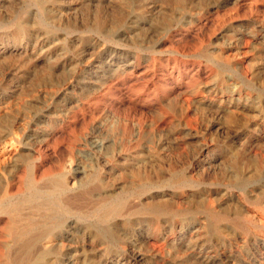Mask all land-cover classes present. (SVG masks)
Returning <instances> with one entry per match:
<instances>
[{"label":"rangeland","instance_id":"1","mask_svg":"<svg viewBox=\"0 0 264 264\" xmlns=\"http://www.w3.org/2000/svg\"><path fill=\"white\" fill-rule=\"evenodd\" d=\"M253 1L0 0V212L60 181L81 207L75 243L37 264H264Z\"/></svg>","mask_w":264,"mask_h":264},{"label":"bare ground","instance_id":"2","mask_svg":"<svg viewBox=\"0 0 264 264\" xmlns=\"http://www.w3.org/2000/svg\"><path fill=\"white\" fill-rule=\"evenodd\" d=\"M210 1V0H209ZM218 1V0H216ZM240 1V0H237ZM253 1V0H252ZM236 2V1H235ZM234 2V3H235ZM258 2V1H257ZM261 2V1H260ZM212 3V2H211ZM237 3V2H236ZM251 3V2H250ZM254 1L252 2V4ZM233 4V3H232ZM238 4V3H237ZM256 4V2H255ZM263 4V3H262ZM214 5V4H213ZM227 5V4H226ZM251 5V4H250ZM228 6V5H227ZM252 6V5H251ZM250 6V7H251ZM202 8V7H201ZM228 8V7H227ZM236 8V7H235ZM226 11V10H225ZM233 11V10H232ZM210 12V11H209ZM229 9H228V14H229ZM232 14V13H231ZM256 14V13H255ZM251 15H252V9H251ZM225 16V15H224ZM255 17V16H254ZM253 17V18H254ZM258 17V16H257ZM255 17V19H258ZM225 19V18H224ZM233 19V18H231ZM227 21V20H223ZM258 21V20H257ZM256 21V23H257ZM248 22V21H247ZM255 22V21H254ZM261 22V20L259 21ZM224 23V22H223ZM261 24V23H259ZM225 25V24H224ZM241 25V24H240ZM252 26V25H251ZM254 26V25H253ZM259 26V25H258ZM22 27V26H21ZM246 27V26H245ZM261 27V26H260ZM263 28V27H262ZM261 28V29H262ZM246 29V28H245ZM244 29V30H245ZM251 29V28H250ZM249 29V30H250ZM255 29V28H254ZM264 29V28H263ZM243 30V31H244ZM258 31V30H257ZM262 31V30H261ZM260 31V32H261ZM247 32V31H246ZM255 32V31H254ZM248 33V32H247ZM247 35V34H246ZM250 35V34H248ZM255 35V34H254ZM263 41V40H262ZM250 42V41H249ZM248 42V43H249ZM231 43V42H230ZM252 43V42H250ZM260 43V42H259ZM263 43V42H262ZM251 45V44H250ZM253 46V44H252ZM254 47V46H253ZM258 47V45H257ZM222 48V47H221ZM220 48V49H221ZM255 48V47H254ZM252 49V48H251ZM250 49V50H251ZM229 50V49H228ZM236 50V49H235ZM264 50V49H263ZM239 51V50H238ZM248 51V49L246 50ZM253 51V50H251ZM216 53V52H215ZM223 53V52H222ZM252 53V52H251ZM254 53V52H253ZM220 54V53H219ZM248 54V53H247ZM255 54V53H254ZM259 54V53H258ZM224 55V54H223ZM257 55V54H256ZM244 56V55H243ZM264 56V55H263ZM219 57V56H218ZM242 57V55H241ZM253 57V56H252ZM195 58V57H194ZM217 58V57H216ZM262 61V60H261ZM13 141V140H12ZM13 143V142H12ZM14 144V143H13ZM15 145V144H14ZM8 149V148H7ZM13 158V156H12ZM10 159V158H9ZM6 164V163H5ZM11 165V164H10ZM9 166V165H8ZM9 168V167H8ZM15 170V169H14ZM33 174V173H32ZM60 177V176H59ZM55 180V179H54ZM29 181V180H28ZM60 180H58L59 182ZM31 181L28 182V184ZM57 182V181H55ZM61 182V181H60ZM55 183V186L51 190H43V189H37L36 187L32 189V192L27 196L26 198L22 199L21 201L17 202L14 204L13 200L16 199V196H18V193H13L10 190L6 192L7 194V199L10 198V201L6 203V207L0 212L2 213L3 216L4 214L7 217V221H3L0 219V222L3 221L5 222L4 229L6 230V241L4 243H0V256L4 257L6 259V263L4 264H37V262L41 260H45V258L48 255L53 254L55 250H57L60 246L65 247V246H71L74 244V234L78 233L77 229V221L76 217L78 214V210L81 208L77 203L78 198L75 196H70L69 193L70 191L74 190L73 187L69 185V183L61 184V183ZM34 183V182H33ZM32 183V184H33ZM27 184V185H28ZM54 184V182H53ZM18 185V184H17ZM35 185V184H34ZM33 185V186H34ZM51 185V183H50ZM85 185V184H84ZM29 186V185H28ZM39 186V185H38ZM83 186V185H82ZM24 187V186H23ZM26 187V186H25ZM81 187V185H80ZM84 187V186H83ZM27 189V188H26ZM31 189V188H30ZM29 189V190H30ZM82 189V188H81ZM7 190V189H6ZM85 190V189H84ZM89 190V189H88ZM82 191V190H81ZM91 191V190H90ZM24 192V191H23ZM27 192V191H26ZM74 192V191H73ZM72 192V193H73ZM78 193L80 191H77ZM86 193V192H84ZM83 193V194H84ZM92 193V192H91ZM23 194V193H22ZM75 194V193H74ZM80 194V193H79ZM78 194V197H79ZM82 194V195H83ZM20 195V193H19ZM81 195V194H80ZM91 195V194H90ZM89 197L91 198V196ZM103 195V194H102ZM77 196V195H76ZM86 196V194L84 195ZM20 197V196H19ZM18 197V198H19ZM22 197V196H21ZM87 197V196H86ZM4 198V197H3ZM58 198V200L56 199ZM80 200L82 199L81 196L79 197ZM84 198V197H83ZM41 200L40 203H36V207L38 210L42 212V218L44 219L43 224L39 223L37 219L33 217V209L32 212L28 211L30 208H28L31 203L34 201ZM92 200V199H91ZM104 200V199H103ZM3 201V200H1ZM84 200H82L83 202ZM107 201V200H106ZM105 201V202H106ZM5 202V199H4ZM87 202V201H86ZM94 202V201H91ZM90 202V204H91ZM3 203V202H2ZM35 203V202H34ZM33 203V204H34ZM84 203V202H83ZM103 203V202H101ZM120 203V202H119ZM118 203V204H119ZM82 204V203H81ZM88 204V203H87ZM117 204V203H116ZM121 204V203H120ZM86 205V204H85ZM93 205V204H92ZM124 205V204H123ZM82 206V205H81ZM88 206V205H87ZM97 206V205H96ZM116 206V205H115ZM31 207V206H30ZM90 207V206H89ZM98 207V206H97ZM102 207V205H101ZM112 207V206H111ZM33 208V207H32ZM31 208V209H32ZM88 208V207H87ZM99 208V207H98ZM110 209V207H107ZM114 208V206H113ZM120 208V207H119ZM93 209V208H92ZM90 209V210H92ZM96 209V208H95ZM118 212L117 207L115 208ZM124 209V208H123ZM123 209L121 211H123ZM83 210V209H82ZM85 210V209H84ZM89 210V208H88ZM112 210V209H111ZM214 210V209H213ZM37 211V209H36ZM39 211V212H40ZM81 211V210H80ZM86 211V210H85ZM94 211V210H93ZM97 211V210H96ZM127 211V210H126ZM133 211V210H132ZM40 212V213H41ZM56 212H61L63 215H67V220L64 222L62 221L63 224H56L53 220L54 215ZM105 212V211H104ZM107 212V211H106ZM212 212V211H211ZM36 213V212H35ZM82 213V212H81ZM86 213V212H85ZM90 213V212H89ZM124 213V212H123ZM129 211L127 212V214ZM69 214V216H68ZM84 214V212H83ZM106 214V213H104ZM113 214V212H112ZM111 214V215H112ZM131 214V213H130ZM219 214V213H218ZM38 215V214H36ZM85 215V214H84ZM103 215V214H102ZM109 215V216H111ZM120 215V214H119ZM122 216V215H121ZM125 216V215H124ZM6 217L4 216L5 220ZM103 217V216H102ZM64 218V217H63ZM99 218V217H98ZM104 218V217H103ZM109 218V217H108ZM113 218V217H112ZM118 218V217H116ZM123 218V217H122ZM126 218V217H125ZM39 219V218H38ZM101 219V218H100ZM207 219V218H206ZM215 219V217H214ZM218 219V218H217ZM42 220V219H41ZM87 220V219H86ZM108 220V219H107ZM112 220V219H111ZM115 218H113V221ZM120 220V219H119ZM125 220V219H124ZM208 220V219H207ZM225 220V219H224ZM81 221V220H80ZM92 221V220H91ZM103 221V219H102ZM227 221V220H226ZM98 222V221H97ZM96 222V223H97ZM107 222V221H106ZM116 222V221H115ZM122 222V221H121ZM218 222V221H217ZM82 223V222H81ZM94 223V222H93ZM111 223V222H110ZM117 223V222H116ZM3 224V223H2ZM79 224V223H78ZM84 225V224H82ZM87 225V224H86ZM103 225V223H102ZM106 225V224H105ZM120 225V224H118ZM213 224H211L212 226ZM215 225V224H214ZM2 226V225H1ZM47 227L44 229L42 232H38L37 230L40 227ZM80 227V226H79ZM86 227V226H85ZM89 227V226H88ZM241 227V226H240ZM105 228V227H104ZM107 228V226H106ZM115 228V227H113ZM194 228V227H193ZM217 227H215L216 229ZM242 228V227H241ZM81 230V228H79ZM87 229V227H86ZM96 229V227H95ZM220 229V228H219ZM218 229V230H219ZM238 229V225H237ZM83 230V229H82ZM96 231V230H95ZM107 231V230H106ZM115 231V230H114ZM117 231V230H116ZM38 232V233H37ZM89 232V231H88ZM92 232V231H91ZM94 232V231H93ZM121 232V231H120ZM98 233V232H97ZM217 233V232H216ZM224 233V232H223ZM86 234V233H85ZM96 234V233H95ZM121 234V233H119ZM118 234V235H119ZM94 235V234H93ZM99 235V234H98ZM106 235V234H105ZM80 236V235H77ZM107 236V235H106ZM121 236V235H120ZM119 236V237H120ZM1 237V236H0ZM84 237L81 235V238ZM122 237V236H121ZM90 239V237H88ZM112 238V237H111ZM123 238V237H122ZM254 238V236H253ZM83 239V238H82ZM102 240V239H101ZM117 240V239H115ZM119 241V240H117ZM253 242V241H252ZM262 242V241H261ZM87 243V242H86ZM91 243V241L89 242ZM106 243V242H105ZM118 243V242H117ZM102 245V244H101ZM257 245V244H256ZM99 246V245H98ZM107 246V245H106ZM88 248V247H87ZM92 248V247H91ZM99 248V247H98ZM66 250V249H65ZM92 250V249H91ZM73 251V250H72ZM89 251V250H88ZM127 251V250H126ZM70 252V251H69ZM205 252V251H204ZM60 253V250H59ZM58 253V254H59ZM62 253V252H61ZM121 253V252H120ZM91 254V253H90ZM122 254V253H121ZM65 255V254H64ZM127 255V254H126ZM205 255V253H204ZM66 256V255H65ZM61 257V256H60ZM67 257V256H66ZM65 257V258H66ZM50 258V257H49ZM64 258V257H63ZM73 258L74 264L79 263V257L77 256V250H74V254L70 257ZM126 258V257H125ZM138 258H140L138 256ZM62 259V258H60ZM69 259V258H68ZM124 259V258H122ZM56 260V258H55ZM88 260V259H87ZM4 261V260H3ZM86 261V260H85ZM84 261V262H85ZM89 261V260H88ZM145 260H143L144 262ZM1 262V261H0ZM124 262V261H123ZM259 262V261H258ZM42 263V261H41ZM44 263V262H43ZM48 263V262H46ZM55 263V262H54ZM88 263V262H87ZM131 263V262H130ZM62 264V262L60 263ZM128 264V263H127Z\"/></svg>","mask_w":264,"mask_h":264}]
</instances>
